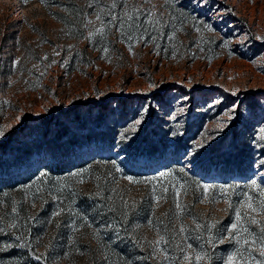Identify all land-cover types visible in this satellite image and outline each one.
<instances>
[{"label":"rangeland","instance_id":"obj_1","mask_svg":"<svg viewBox=\"0 0 264 264\" xmlns=\"http://www.w3.org/2000/svg\"><path fill=\"white\" fill-rule=\"evenodd\" d=\"M262 130L264 0H0V145L6 144L0 180L42 163L110 154L117 162L93 163L88 176L83 171L72 183L98 198L94 207H121L132 229L126 241L139 244L119 253L114 238L104 245L84 234L86 247L53 255L52 264H195L202 246L211 255L207 264H226L237 248V264H262L258 244L219 240L230 235L237 212L239 227L248 229L237 234L249 241L261 236ZM174 162L160 171L167 176L136 175ZM204 184L212 186L207 194ZM221 185L228 186L227 202ZM35 195L0 194V209H8L0 212V234L14 226L23 233L30 220L44 226L42 241L62 243L53 228L87 224L89 233L101 234L114 224L37 217L39 207L64 196ZM16 207L30 211L23 218ZM194 220L215 227L197 229ZM210 234L213 247L206 243Z\"/></svg>","mask_w":264,"mask_h":264},{"label":"trees","instance_id":"obj_2","mask_svg":"<svg viewBox=\"0 0 264 264\" xmlns=\"http://www.w3.org/2000/svg\"><path fill=\"white\" fill-rule=\"evenodd\" d=\"M16 132L17 129L9 131L8 137L10 141L15 136ZM5 147L6 144L3 146L0 145V153L4 152ZM109 160H115L117 162L116 158L110 154H92L67 165L59 162L42 163L35 170H29L22 176L0 180V194L7 193L10 195H19V198H23L24 193H28L33 199H36L37 197L35 195L36 192L57 195L62 198L64 196V199L61 202L52 204L49 201L47 207H39L37 217H54V215L59 212L60 214L57 216L64 220L75 218L78 221H83L84 219L102 221L103 218L107 219L108 222L114 223L111 227L107 229L104 228L101 234L89 233L90 227L87 226V224L53 228L56 236L62 235L63 237L62 243H58V241H42L39 237L42 234L44 226L39 224L36 225L30 220H24L25 224L23 226V233L20 227L14 226L0 234V263L7 262L8 264H17L15 261L23 259L28 262V264H52L51 259L53 255L59 254L62 256H68L70 252H74L75 249L86 247L85 245H82V241L85 238L84 234L92 236L90 242L97 243L101 241L104 242L105 245L107 242L111 243V240L114 238V245L119 246L122 244V250L116 249L115 246L112 248L106 245V248L109 249L108 252L110 253L114 250H118L119 253H122L123 251L129 253V250L130 252L136 251L139 246L138 242L130 243L126 241L129 237H132V229L129 224L124 223L125 220L122 219L121 207H94L99 203L98 198L92 196L90 193L88 196H84L82 193L83 191L75 189L76 187L72 183L73 179L77 178L79 174H83V171H87V168L91 164L104 163ZM178 165L177 162L169 164L164 163L152 172L136 175L151 176L160 173V171H163L165 168ZM89 171L91 170L85 172L87 176L89 175ZM181 172L186 176L196 178V176L192 175L190 171L182 170ZM72 173H76L77 175H72ZM247 178L248 177L243 176L240 180L245 181ZM45 180L46 182H44ZM223 181L224 179L222 182ZM65 190L68 193H65ZM29 209L30 207H16V214L24 218L28 215L30 211ZM7 210L8 209L6 208H2L0 209V212L7 213ZM27 218L30 217L28 216ZM76 234L81 235L76 237ZM31 235L32 237L37 236L38 240L35 239L37 240L35 241L34 238L29 239L28 237H31ZM100 246L103 248L102 244Z\"/></svg>","mask_w":264,"mask_h":264},{"label":"snow or ice","instance_id":"obj_3","mask_svg":"<svg viewBox=\"0 0 264 264\" xmlns=\"http://www.w3.org/2000/svg\"><path fill=\"white\" fill-rule=\"evenodd\" d=\"M41 2H43V0H41ZM115 6H116L115 3H113L111 5V7H113V8ZM134 11L135 12H139L140 9L134 8ZM148 15L150 16L151 13H149ZM125 16L129 20L133 19V16L129 15L127 12H125ZM111 18L113 20L118 19L117 16H112ZM136 18H138V17H136ZM97 20H101V16L99 14H97ZM146 22L151 23V20H147L146 19ZM89 23H91V21H89ZM96 31L101 33V34L103 33V31H104L103 22H102V27L98 28ZM104 51L107 52V49H104ZM135 123L138 125V124L141 123V120L138 119V120H136ZM133 131H135V129H133ZM262 131H264V130H262ZM3 134H4L3 131H0V136H2ZM262 163H264V161H262ZM72 175H77V174L76 173H72ZM167 175H169V174L165 173V172H161L160 173L161 177H164V176H167ZM127 179L129 180L130 183L133 182L131 177H127ZM80 182L83 183V181H80ZM251 184H252L253 187H255L257 185V182L255 180H252ZM199 187L203 188V191H204L205 194H207L209 189L212 188V186L208 185V184L200 185ZM180 188L184 189V186L180 185ZM164 191L167 192V189L165 188ZM174 191L176 192V196L179 197L180 191L176 190V189H174ZM219 191L221 192V194L225 195V200L227 202L228 186L221 185L219 187ZM184 194L185 195L187 194V190L186 189L184 190ZM261 195L264 196V190H261ZM248 199H251V198L249 197ZM202 202L203 201H201V203ZM247 206L249 208H251L252 211H256V209L252 208V206L250 204H248ZM180 207H181L180 204L177 203V208H180ZM260 207H261V209H264V201H261ZM59 214H60L59 212L56 213V215H59ZM236 216H237V223H233L232 225L229 226L228 229H226V231L228 233H230V235L227 236V237L221 236L219 238V240H221V241L224 240V239L235 240L236 243L239 244L241 242V240L243 239V244L244 245L251 244L252 246H256L258 244L259 245V249H260V256L264 257V225H261V236H260L259 240L253 239V240L249 241L246 237H243V236L237 234L238 232H242L244 234H247L248 229L247 228H242L241 229L239 227V221L242 219L241 213L237 212ZM194 223H196L195 220H194ZM252 223L255 224V223H257V221L253 219ZM201 227L205 228L206 230H208L211 233V230L215 227V225L211 224V223H208V224H205V225L201 226L199 223H196V228L197 229H200ZM184 231H185V229L183 227H181V232H184ZM163 239L164 238L161 237V240H163ZM156 243L159 244L160 241H157ZM165 243H167V241H165ZM206 243H207V246L213 247L217 243V240L214 238L213 234H210L207 237ZM188 248H192V245L188 244ZM237 255H242L240 248H237L235 252L231 253L227 257L226 264H237V261H236ZM165 259H168V257L165 256ZM183 259L186 260V261H190V262L192 261V257H190L188 255H185L183 257ZM202 260L205 261V264H207V262L211 260V255L207 251L204 250L203 246L200 248V250L195 251V264H200V261H202ZM262 264H264V262H262Z\"/></svg>","mask_w":264,"mask_h":264},{"label":"bare ground","instance_id":"obj_4","mask_svg":"<svg viewBox=\"0 0 264 264\" xmlns=\"http://www.w3.org/2000/svg\"><path fill=\"white\" fill-rule=\"evenodd\" d=\"M161 163H162V162H161ZM242 175H243V174H238V175H236L235 177H238L239 179H241V178H243V176H244V175H243V176H242ZM235 177H234V178H235ZM237 180H238V179H237Z\"/></svg>","mask_w":264,"mask_h":264}]
</instances>
